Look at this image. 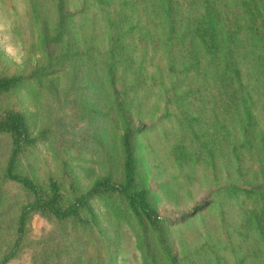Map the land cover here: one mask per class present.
<instances>
[{"label":"rangeland","instance_id":"1","mask_svg":"<svg viewBox=\"0 0 264 264\" xmlns=\"http://www.w3.org/2000/svg\"><path fill=\"white\" fill-rule=\"evenodd\" d=\"M102 1L0 0V75L25 77L0 113L21 112L36 139L18 171L55 180L69 203L101 177L121 180L115 100L125 99L137 185L163 222L154 230L115 196L91 201L97 224L32 213L6 264H264V46L239 0H223L214 55L186 36L181 0L171 22L162 0ZM9 153L0 135V262L31 200L2 176Z\"/></svg>","mask_w":264,"mask_h":264},{"label":"trees","instance_id":"2","mask_svg":"<svg viewBox=\"0 0 264 264\" xmlns=\"http://www.w3.org/2000/svg\"><path fill=\"white\" fill-rule=\"evenodd\" d=\"M103 6L102 0H96ZM180 1V0H179ZM242 19L246 20L257 42L264 46V2L263 0H239ZM165 20H173V13L178 5V0H162ZM183 9L192 8L187 18L190 30L188 37H195L203 53L214 55L219 49L217 24L222 21L225 9L223 0H181L179 3ZM236 14V13H234ZM108 17L110 18L111 16ZM237 18H230L229 25L237 24ZM222 23V22H221ZM110 24L114 21L110 18ZM232 29V28H230ZM192 62L198 66L199 52L190 42L184 46ZM112 47L109 51V63L106 65L107 78L115 93L116 76L115 53ZM46 69L40 71L44 72ZM38 70L37 73L40 72ZM34 74H32L33 76ZM25 81L22 75H0V97L4 94L15 91ZM119 97V96H118ZM116 97L115 111L119 118L122 135L120 138L121 180H112L109 176L95 180L90 188L84 193L76 196L71 202L65 203L59 184L50 179L46 187L38 184L29 176L18 171V164L22 153L34 147L36 139L31 136L26 117L18 111L6 109L0 113V135H7L10 138V153L7 159L3 178L21 186L31 196V200L20 207L17 217V239L13 249L5 254L0 264H6L15 254L19 243L26 231V224L32 213H41L55 218L58 221L73 220L82 225L97 224L96 213L91 205L94 199H109L112 196L120 197L126 202L125 209L137 218L144 219L154 230L159 231L163 220L148 200L149 192L138 187V164L135 155L133 138L136 130L131 126L127 102ZM168 259V250L166 251Z\"/></svg>","mask_w":264,"mask_h":264}]
</instances>
